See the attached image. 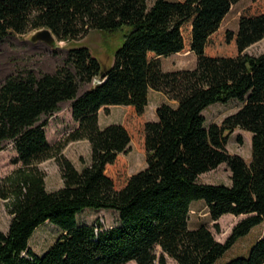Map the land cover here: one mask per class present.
<instances>
[{
  "label": "trees",
  "instance_id": "16d2710c",
  "mask_svg": "<svg viewBox=\"0 0 264 264\" xmlns=\"http://www.w3.org/2000/svg\"><path fill=\"white\" fill-rule=\"evenodd\" d=\"M239 1L0 0V42L40 28L68 43L91 31L114 41L108 65L91 48L73 46L54 72L25 69L0 84V150L14 144L21 162L0 177V200L13 216L9 230H0V264H219L264 222V50H250L264 39V1L241 13L237 30L222 29ZM181 52H193L196 66L165 71L160 58ZM152 89L175 102L160 105L156 120L146 117ZM232 100L242 105L223 125L206 124L209 106ZM64 101L78 122L66 144L91 145L81 169L64 144L47 138L48 119ZM110 105L127 106V116L102 127L99 110ZM238 127L253 134L249 161L227 149ZM133 142L147 166L129 176L125 156ZM50 158L64 182L56 190H48L39 166ZM221 164L231 171L229 184L200 181ZM199 200L213 220L245 215L224 242L206 225L190 227ZM86 208L112 209L118 221L79 224ZM46 222L61 233L39 254L30 239ZM221 264H264V236L247 256Z\"/></svg>",
  "mask_w": 264,
  "mask_h": 264
},
{
  "label": "rangeland",
  "instance_id": "374dc122",
  "mask_svg": "<svg viewBox=\"0 0 264 264\" xmlns=\"http://www.w3.org/2000/svg\"><path fill=\"white\" fill-rule=\"evenodd\" d=\"M264 0H240L235 3L223 20L222 29L237 30L241 13L256 3ZM155 0H148L152 5ZM38 29L30 30L26 33L11 34L0 42V84L9 76L21 70H33L36 73H52L67 56V48L70 43L67 41L50 42L48 40H33L32 36ZM116 35L115 38H118ZM80 43L88 45L93 53L108 65L112 61L113 42L99 31H91L89 35L82 38ZM252 52L264 50V39L253 45ZM162 68L165 71L194 68L197 64V57L193 52L171 53L160 58ZM93 84L86 86L81 92L90 88ZM163 103L174 101L161 91L152 89L149 94V104L146 108L148 120H156L157 109ZM241 103L232 100L227 103H216L209 106L205 111L206 124L218 123L223 125L224 120L237 112ZM129 108L124 105L103 106L99 110V123L102 127L112 123H122L125 121ZM78 126L72 110V102L64 101L61 109L48 119L46 127L47 138L52 145L64 144L63 153L70 158L75 165L81 169L85 162H89L91 157V145L87 139L70 141L66 144L68 135ZM253 134L240 127L236 128L230 135L227 149L233 154L241 155L249 161L252 154ZM17 150L14 144L10 143L5 149L0 150V177H4L19 166L17 162ZM127 174L133 175L147 166L146 154L142 146L132 143V148L127 153ZM46 173V184L48 190H56L63 186V178L60 166L55 158L47 159L39 165ZM231 171L226 164H221L216 169L203 173L200 181L205 183H226L231 182ZM245 215L225 214L218 220H213L206 203L203 200L195 201L191 205L189 213L190 227L197 228L206 225L214 232L217 240L224 242L231 234L234 225ZM13 216L10 214L5 200H0V230L8 231ZM118 213L112 209L86 208L78 214L79 224H91L99 220L110 226L118 221ZM215 223H219L221 230L218 232ZM60 229L50 222L39 226L30 239L31 247L39 254L46 251L59 237ZM264 236V222L255 226L247 235L241 237L219 260V264L226 263L234 258L247 256L258 240ZM129 264H137L135 261ZM158 264V263H157ZM167 264H178L174 259L169 258Z\"/></svg>",
  "mask_w": 264,
  "mask_h": 264
},
{
  "label": "water",
  "instance_id": "95a60500",
  "mask_svg": "<svg viewBox=\"0 0 264 264\" xmlns=\"http://www.w3.org/2000/svg\"><path fill=\"white\" fill-rule=\"evenodd\" d=\"M32 39L33 40H41V39H44V40H48L50 42H57L59 41L58 38L54 35V33L52 32L51 29L49 28H40L38 29L35 34H33L32 36ZM87 46L89 47L88 45L84 44V43H80L78 41H73L71 42L69 45H68V48H71L73 46ZM90 48V47H89ZM93 52V51H92ZM97 56V55H96ZM113 58V57H112ZM105 65V64H104Z\"/></svg>",
  "mask_w": 264,
  "mask_h": 264
}]
</instances>
